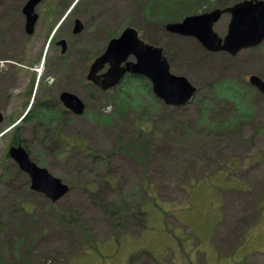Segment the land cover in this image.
I'll return each mask as SVG.
<instances>
[{
    "label": "rangeland",
    "instance_id": "374dc122",
    "mask_svg": "<svg viewBox=\"0 0 264 264\" xmlns=\"http://www.w3.org/2000/svg\"><path fill=\"white\" fill-rule=\"evenodd\" d=\"M26 1L0 0V17L6 15L1 25L13 27L20 42L34 37L31 56L40 58L38 66L48 65L41 78L38 72L34 92L44 81L52 84L45 78L50 68L57 73L55 86L74 87L87 107L82 116H65L55 126L36 130L37 121H22L32 100L24 103L20 90L15 91L14 112L0 100V264H130L131 256L141 252V260L133 264H264V95L249 84L251 75L264 77V44L231 57L207 55L192 37L170 38L178 45L169 47L174 73L200 86L210 101L213 94L205 85L217 77L241 83L254 114L243 122L237 115L235 127H212L204 119L199 123L201 103L168 106L164 112L156 98L149 103L154 131L141 132L120 108L125 100L119 90L102 92L87 74L93 58L128 27L154 46L169 40L158 23V5L148 20L143 6L151 0H43L36 7L35 32L29 35L23 19H13L23 15ZM202 7L194 13L208 12L210 6L204 2ZM76 19L84 29L74 35ZM230 20L231 15H224L214 25L221 38ZM52 37L67 41L66 54L49 46ZM30 73L20 85L29 82ZM73 81L79 82L78 90ZM90 91L95 99L88 101ZM227 104V111L220 108L213 114L215 122L230 116L232 104ZM174 109L179 119L173 117ZM14 126L20 128L18 137L33 161L71 188L58 202L32 190L30 177L6 157ZM40 130L48 131L40 138ZM131 135L150 140L149 149L126 154ZM217 185L224 190L218 193ZM132 199L135 206L147 205V227L141 231L143 217L131 209L138 219H125L128 231L117 242L112 224L121 215L110 217L105 208Z\"/></svg>",
    "mask_w": 264,
    "mask_h": 264
},
{
    "label": "water",
    "instance_id": "95a60500",
    "mask_svg": "<svg viewBox=\"0 0 264 264\" xmlns=\"http://www.w3.org/2000/svg\"><path fill=\"white\" fill-rule=\"evenodd\" d=\"M41 1L29 0L23 9L29 35L35 32L39 18L36 7ZM224 14H230L231 20L227 35L221 38L214 31V25ZM165 29L171 34L196 38L209 52H226L235 56L244 49L257 47L264 42V1L244 0L225 9L187 16L180 22L166 24ZM82 30V22L76 20L74 34ZM59 46L62 47V53H66L67 42L61 40ZM130 56H134L136 61H128ZM106 65L109 66L107 71L99 74ZM127 73L148 78L154 95L168 106L184 107L197 92V88L186 77L171 73L163 49L145 43L133 27L126 28L119 37L109 41L105 52L93 62L88 79L103 91H108L116 87ZM250 84L264 94V82L260 77L251 76ZM62 101L77 115L85 112V103L74 94L64 92ZM3 120V114L0 113V124ZM9 156L30 177L31 189L53 203L71 190L60 178L39 167L22 144L11 146Z\"/></svg>",
    "mask_w": 264,
    "mask_h": 264
},
{
    "label": "trees",
    "instance_id": "16d2710c",
    "mask_svg": "<svg viewBox=\"0 0 264 264\" xmlns=\"http://www.w3.org/2000/svg\"><path fill=\"white\" fill-rule=\"evenodd\" d=\"M239 1H242V0H217V4H211V0H155V1L151 0L146 7L143 5L142 6L144 7L146 11L145 15L147 19L151 20L153 18L151 8L156 4L158 5L159 13H157L158 15L157 18L161 20L159 21L158 19V23L161 26V28H163L164 30V26H165L164 24L166 22L167 23L177 22L178 20L184 18L188 14L195 15L196 14L194 13L195 11L201 10V8H203L202 6L204 5V2H206L210 6L209 9L205 11H210L215 8H226ZM164 33H165V36L163 35V38L169 37V40L164 41L163 39H161V43L159 44V46L164 47L165 52L170 60V63L173 66L172 60H171L172 54H171V50L169 47L175 46L176 48L178 45H177V42L174 44H171L173 40H170V38L175 40V38L179 39L181 37L168 34L167 32H164ZM158 41H160V39ZM204 52L207 55H212L211 53H208L207 51H204ZM262 78L264 79V77ZM205 86H209L210 91L213 94V97H211V101L207 98V94H205L204 91L200 92V86H199L198 93L196 94L195 98L189 103V104H198V106H199V103H201L203 107L202 108L203 115L202 114L200 115L199 123L202 124L203 122L202 119H204V123L209 124L212 127L231 128V127L238 126L239 124L238 119L236 117L237 115H239L242 122L253 117L254 110L251 104L249 103L250 99H248L249 97L246 92L247 89L241 83L233 82L229 79H226L224 76H219L216 79H214L212 82H210L209 84H206ZM115 89L119 90L118 93L120 94V98L122 100H125V102L122 101L120 108L127 115L134 118L133 124H134L135 129H138L141 132H145L147 130H149L147 132L154 131V124L152 123L151 118L154 117L155 114L153 113L152 109H150L151 106L149 103H151V100L156 99V98H154V96L151 95L152 90H151L150 82L142 77L128 76ZM137 92H139V94H137ZM143 99H146L147 102L143 101ZM223 100L225 101L226 104H223ZM227 102L232 104L231 106L232 113L230 114L229 117H221L219 118L220 120L218 121L216 120L215 122L213 118V114L217 113V111H219L220 108L222 109V111L223 110L227 111L228 110L226 109L228 107ZM217 103H219L218 106H217ZM159 104L161 106V109L164 112H166V109H168V107L164 105V103L162 102H159ZM153 109H156L157 112L160 110V108H153ZM173 112H174L172 113L174 115L173 117H176L177 119H179V117H177L178 114L176 113L175 109ZM101 117H103V115ZM59 120L60 118L58 119L49 118L48 119L46 118V116H40V117L27 116V117H24L22 121L24 122V124H31L32 121H37L35 129L39 130L40 128H42L43 125H48L51 127L55 126L56 124H58ZM19 129L20 128L17 126H14L12 128L13 137H12L11 145H17L20 143L24 144V141L20 140L18 137ZM47 131L48 130H40V134H39L40 138L44 137ZM140 135L142 136V134ZM130 137L131 139L125 143L124 152L126 154L130 151V149H133V150H138V149L148 150L149 149L150 146L148 145V143L150 142V140L144 139V142H142L138 138H136L135 135H131ZM6 157L8 158L7 155ZM134 200L135 199L130 200V203H122L121 200H118L114 202L115 208L112 209V208H109L108 206H106L105 208L106 214L109 215L110 217L115 216L116 214L121 215V216H118L117 219H115L112 224V227H114L115 229L114 235L112 236H114L117 242H120V240H117L118 236L121 234L120 239H122V237L128 231V229L125 226V219L126 218H130L134 220L138 219L137 213L132 212L131 209H138V213L142 215L143 217L142 220L139 219V223L142 227L141 231L147 227L146 222L148 220V215L145 210V207L147 205L145 203H141L135 206L134 204H132ZM3 227L4 226L0 224V231L3 229ZM14 246H16V244ZM17 248H18V244H17ZM147 255L151 256V259L156 261V257L154 256L152 252L147 251ZM140 260L141 258L139 257V255H135L132 261L139 262Z\"/></svg>",
    "mask_w": 264,
    "mask_h": 264
},
{
    "label": "flooded vegetation",
    "instance_id": "af4514ba",
    "mask_svg": "<svg viewBox=\"0 0 264 264\" xmlns=\"http://www.w3.org/2000/svg\"><path fill=\"white\" fill-rule=\"evenodd\" d=\"M0 4L4 5L3 3H0ZM22 13H23V9H22ZM5 17L6 15L0 17L1 19L0 20V100L6 102L4 108L7 109L11 107L12 108L11 112H14L13 111L14 105L13 106L11 105L13 104L12 102L16 98L14 96L15 91L20 90L19 95L22 96V98L24 99V103L26 102V100H32L30 107L27 109V112L24 115L26 117L27 116H31V117L46 116V118L48 119L49 118L62 119L65 116L71 117L72 115H75V113L72 110H70L66 106V104L62 101V94L64 92H69L74 95H77L76 93L77 91L74 89V87L70 91L67 89L63 90L55 86V83L57 80L55 75H57V73L56 72H54V74L50 73L49 72L50 68H49V71L45 74V78L46 80L51 79L52 84L48 86L47 84H45V81H44L43 83H41L40 86L37 87L36 91L34 92V89H33L34 81L36 80L39 69L42 70L41 73L39 74V78H41L43 74L44 66L45 65L48 66V65L47 63L45 64L43 62L42 66H38L41 62L40 58L31 56L32 50L34 48L33 46L34 37H27L24 34L26 38H24L22 42H20L19 36L13 27H8V26L6 27V26L1 25V22L3 18ZM17 17L23 19L22 23L25 25V30H26L25 15L23 14V15L16 16L15 18H13L14 23L18 22L16 21ZM50 45L54 49L59 46L58 41L55 42V40L50 41L49 46ZM28 70L31 71L30 75L28 76L32 80L29 79L28 83L24 85H20L19 80L27 76L26 73ZM55 71L57 72L59 71V66L58 67L55 66ZM74 83H76V85L74 86H76L78 90L79 82L75 81ZM93 87H95V85H93ZM94 99H95V92L90 91L87 95V100L91 101ZM3 117H4V114H3Z\"/></svg>",
    "mask_w": 264,
    "mask_h": 264
}]
</instances>
